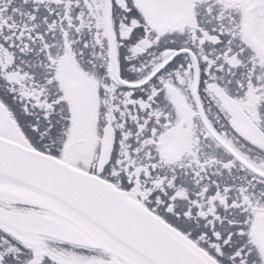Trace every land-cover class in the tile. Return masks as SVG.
Instances as JSON below:
<instances>
[{"label":"snow or ice","instance_id":"6c2138e0","mask_svg":"<svg viewBox=\"0 0 264 264\" xmlns=\"http://www.w3.org/2000/svg\"><path fill=\"white\" fill-rule=\"evenodd\" d=\"M0 264H264V0H0Z\"/></svg>","mask_w":264,"mask_h":264}]
</instances>
